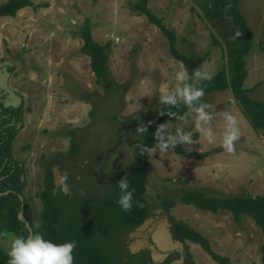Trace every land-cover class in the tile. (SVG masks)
<instances>
[{"label": "rangeland", "instance_id": "obj_1", "mask_svg": "<svg viewBox=\"0 0 264 264\" xmlns=\"http://www.w3.org/2000/svg\"><path fill=\"white\" fill-rule=\"evenodd\" d=\"M131 1L32 0L34 6L21 8L15 16H0V54L4 61L17 60L16 85L20 80L28 84L22 90L30 103L33 100V110L25 114V129L15 149L17 159L28 162L27 179L33 184V191L27 193L30 197L44 182L43 168L47 164L51 167L53 161L65 163L69 154L87 163L86 168L76 169L84 193L89 196L98 190L95 195H106L110 188L105 182L109 184L110 180L104 181L97 173L101 160L106 179V169L127 167L139 136L137 127L145 125L148 117L164 106L159 103L161 92L173 90L177 85L175 73L181 67L186 69L171 54L163 31L146 15L133 12ZM149 5L175 33L178 49L200 59V67L214 75L222 66L225 50L224 45H213L212 31L221 38L203 15L199 0H149ZM239 10L252 39L246 56L245 87L253 89V98L264 102V0H239ZM87 21L96 40L111 43V89L97 83L90 57L81 52V31ZM203 99L214 109L215 144L203 138L191 117L186 125L180 120L163 123L168 122L173 132L182 126L192 133L194 144L190 149L182 145L186 149L210 154L203 159L185 158L173 148L168 153L150 155L144 196L157 209H164V199H176L169 212L163 210L170 222L184 221L208 236L213 249L227 256L230 264H262L264 237L251 216L242 215L236 221L230 211L202 210L180 200L185 189L214 196L264 194V136L250 126L230 90L206 93ZM225 111L238 117L242 131L233 154L220 146ZM72 138L79 145L76 153H71ZM43 151L56 157L49 155L42 163ZM62 196L63 192L58 194ZM62 199L59 201L66 210L64 204L69 207L75 198L65 195ZM30 202L37 205L36 197ZM87 218L83 219L89 221ZM99 220L101 217L96 216L95 222ZM187 244L192 254L190 264H220L199 244ZM122 246L127 249L124 240Z\"/></svg>", "mask_w": 264, "mask_h": 264}, {"label": "trees", "instance_id": "obj_2", "mask_svg": "<svg viewBox=\"0 0 264 264\" xmlns=\"http://www.w3.org/2000/svg\"><path fill=\"white\" fill-rule=\"evenodd\" d=\"M31 5L34 6L32 0H7L0 6V16H15L18 10ZM198 6L205 18L213 24L223 41L212 31L213 45H224L225 50L222 66L212 75L211 80L203 81L205 94L230 90L250 126L256 133L260 132L264 136V102L253 98L250 95L253 89L245 87L248 77L246 56L251 50L252 39L247 21L239 10V0H199ZM130 9L137 14L146 15L151 23L157 25L163 31L169 40L171 54L185 65L189 73L200 67V59L185 54L178 49L175 33L165 26L162 17L151 10L149 0L131 1ZM192 9L195 10L196 7L193 6ZM237 32L242 33V35L237 37ZM81 36L83 39L81 52L90 57V67L96 75L97 83H103L106 89H111L114 82L112 81L113 75L109 62L110 41L101 43L96 40L88 21L82 27ZM168 110L164 105L148 117L145 124L148 131L135 139L133 157L130 159L129 164L127 167L111 173L110 183L105 182L110 191L106 195L94 197L96 201L88 206L85 212L86 216H83L84 213L80 214L77 211L70 215L63 204L59 203L58 199L61 198L57 195L56 208L53 214L54 227L50 226L49 222H45L43 225L44 233L42 234L45 239L57 244L75 241L74 264H166L167 257L164 260L165 262L155 263L151 253H149L150 250L133 253L128 248L125 249L122 246V233L124 229L130 230L140 225L153 213L154 204H149L144 196L151 168L150 155H141L140 149L135 146H155L156 141L153 133L157 126L164 121L178 120L174 117H168L166 114ZM161 111H164L165 114L161 115ZM171 111L183 115L188 109L181 105L179 108H172ZM72 147L73 151L71 153L79 151V145L75 138H72ZM3 149L7 151V156H10L9 148L5 147ZM174 150L185 158L203 159L210 154L208 151H190L182 145L175 147ZM6 165V169L10 170V164L7 163ZM125 175L128 177L130 190L135 189L131 212L123 211L117 203L121 194L117 181ZM19 183V174L14 172L11 177L3 179V191L9 185L15 186ZM65 195L63 193V196ZM1 200H3V207H9L6 212H3L4 221L0 219V228L8 232L18 228V235H29L24 221L22 222L17 215L20 207V199L17 194L14 192L3 194V196H0V205L2 204ZM180 200L202 210H210L216 213L221 210L230 211L236 221H240L242 215L251 216L260 227L264 237V194L232 193L226 196H214L199 189H185ZM137 202L143 204V207H137ZM176 203V199L166 198L163 200L162 206L169 212ZM96 212L98 214H94ZM96 216L101 217L98 223L95 222ZM83 218H87L89 221ZM50 229L52 236L48 233ZM173 233L174 237L185 245L187 256L184 264L193 262L187 244L188 241L199 244L214 261L220 264H230L227 256H223L213 249L208 236L190 224L184 221L175 222ZM261 252V262L264 264V241ZM8 259L7 251L3 248V258L0 253V264H8Z\"/></svg>", "mask_w": 264, "mask_h": 264}, {"label": "flooded vegetation", "instance_id": "obj_3", "mask_svg": "<svg viewBox=\"0 0 264 264\" xmlns=\"http://www.w3.org/2000/svg\"><path fill=\"white\" fill-rule=\"evenodd\" d=\"M1 5H3V0H0V6ZM16 63L18 64L17 60H12L10 62H7L6 60L4 61L3 55L0 54V196H3V194H8L10 192L16 193L18 198L20 199V207L17 214L18 218H19V213L23 208V214L26 217V219L29 221V224L32 228V232H39L42 234L44 233L43 225L45 224V222H49V225L54 227L53 214L56 208L55 204L57 200V195L62 192L64 193V191L61 188V183H59V185L56 184V177H55L56 168H58L61 177L67 174L66 184L71 192L70 196H73L75 198L74 201L70 203L71 206L69 204L68 207L66 204H64L70 215H72L73 212L77 211L78 213L80 212V214L84 213L83 216H85L86 215L85 212L87 209L85 207H87V204L90 201L93 202L96 201L94 197L101 196V194L99 193L98 195H95L97 194L98 190H94V192L90 193L89 196H87V193L86 194L84 193L85 188H83V185H80L78 183V180L81 179V174H77L76 169L86 168L87 163H85L86 161L84 163H81V160L79 158H74L73 155L69 154L67 161L65 163L61 161L60 162L53 161L51 167L47 164L45 168H43L44 182L42 183L41 188L36 189V192L34 194L33 192H31V194H33L32 197H36L37 205L30 202L32 197H30L31 195L27 193L29 191H33L31 190L33 188V184L30 183V181L27 179L28 173L26 171V165L28 162L24 159H17L15 149L18 146L16 144L18 136L19 134L22 133V130L25 129V123H24L25 114L31 111V109L33 110V100H31L30 103L27 99L25 92H23L22 90V88L24 86L26 88L28 84H25V82L20 80L18 85H16V81L17 79H19V73L15 71V69L17 68L15 67ZM35 102L36 100H34V103ZM34 131L37 132L36 130ZM50 135L53 136L54 133H51ZM5 147L9 148L10 156H7L8 155L7 151L3 149ZM25 148H29V147L25 146ZM49 155L52 156L53 154H46L44 151L41 153L40 158L42 159V163L46 158H49L48 157ZM54 157H56L55 154L52 156V158ZM7 163H9L11 166L10 170L6 169ZM40 167H42V165ZM106 171H107L106 175L109 176V179L103 177L104 174H102V160H101L100 165L97 167V173L102 179H104V181H109L111 173L113 171H117V169L111 168L110 171V168H108L106 169ZM14 172L19 174L20 183L15 186L9 185V187L3 191V186H4L3 179L7 177H11L12 173ZM92 174H94L93 171ZM62 197H59L61 199H58V201L59 200L64 201ZM1 201L2 204L0 205V219L4 221L3 212H6L9 206L3 207V200ZM59 203L63 204V202L61 201H59ZM78 204L81 205V208L78 206ZM152 214L153 217H156L158 215L159 216L164 215V212L162 211L161 213L158 214L157 207H153ZM133 229L130 230L124 229L122 233V238L125 241V243H127V248L130 252H131V243L137 240L136 238L130 237V233ZM171 229L173 232V224L171 226ZM17 230L18 228L17 229L15 228L14 230L8 232L7 230L4 229L2 230L0 228V233L7 232L9 233V235L12 234L18 235ZM48 233L49 235L52 236L51 229L48 231ZM9 246H10L9 239L7 237L0 236V250H1L0 253L2 254V258H3V248L5 249V251L8 252ZM142 250L149 251L148 248H140L136 253H139ZM149 253L151 252L149 251ZM186 256H187V251L185 245H183V248H176L173 251H170L165 261L166 264H182L185 261ZM182 257H183V261H182Z\"/></svg>", "mask_w": 264, "mask_h": 264}, {"label": "clouds", "instance_id": "obj_4", "mask_svg": "<svg viewBox=\"0 0 264 264\" xmlns=\"http://www.w3.org/2000/svg\"><path fill=\"white\" fill-rule=\"evenodd\" d=\"M242 33L237 32L236 36ZM212 73L207 69L197 67L191 73L181 67L175 73L176 87L171 91H162L159 96V103L165 105L169 110L166 112L168 117H174L182 122V125L188 123L189 118L195 121V128L201 133L203 138L209 144L216 143V135L213 131V120L215 119L212 105L204 101L205 91L203 81L211 80ZM184 105L188 111L183 115L172 112V108H179ZM161 115L165 112L161 111ZM224 132L220 142L223 150L229 154L235 153L236 142L241 139L242 131L238 117L228 111L223 112ZM148 131L147 125L140 124L136 133L142 135ZM155 146L136 145L140 149L141 155H152L157 151L159 153H168L179 145L190 149L193 145L192 133L183 130L182 126L173 128L168 122L161 123L153 133ZM111 171V169H110ZM67 174L61 178V188L66 195L71 192L66 184ZM120 189V197L117 203L125 212H131L133 209V198L135 189L130 190L127 175L117 181ZM137 207H143V204L137 202ZM0 236L7 237L10 246L7 252L9 257L8 264H74L73 252L76 248V242L70 241L62 244L54 243L44 238L39 232H31L29 235H9V233H0Z\"/></svg>", "mask_w": 264, "mask_h": 264}, {"label": "water", "instance_id": "obj_5", "mask_svg": "<svg viewBox=\"0 0 264 264\" xmlns=\"http://www.w3.org/2000/svg\"><path fill=\"white\" fill-rule=\"evenodd\" d=\"M55 177L56 184L59 185L62 177L58 168L55 169ZM162 211V208L157 209L158 214ZM19 218L25 222L31 233L32 228L23 214V208L19 213ZM171 226L172 223L167 214L156 217L149 216L131 231L130 237L137 239L131 243V252L135 253L140 248H148L155 263L163 262L170 251L176 248H183L184 245L182 241L174 238Z\"/></svg>", "mask_w": 264, "mask_h": 264}]
</instances>
